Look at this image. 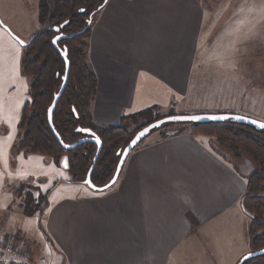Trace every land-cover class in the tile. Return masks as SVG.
Returning <instances> with one entry per match:
<instances>
[{"label":"crops","instance_id":"crops-1","mask_svg":"<svg viewBox=\"0 0 264 264\" xmlns=\"http://www.w3.org/2000/svg\"><path fill=\"white\" fill-rule=\"evenodd\" d=\"M205 14L201 0H108L88 39V60L98 78L94 122L119 124L125 115L154 106L171 110L193 96ZM19 31L24 40L35 33ZM23 49L1 25L2 133L20 120V108L30 99L29 92L21 98L15 82ZM24 82L29 88V78ZM160 134L130 152L118 180L104 191L82 188L66 176L72 194L53 202L50 191L48 206L33 216L18 203L14 209L16 198H8L0 226L17 234L10 242L34 257L44 255L49 264H239L252 250V216L243 204L247 176L207 136ZM10 151L0 152L4 178L23 171L31 157L18 152L15 168ZM26 177L19 179L35 178L49 190L47 178ZM14 217L21 222L9 228ZM33 225L36 233H30Z\"/></svg>","mask_w":264,"mask_h":264},{"label":"trees","instance_id":"trees-1","mask_svg":"<svg viewBox=\"0 0 264 264\" xmlns=\"http://www.w3.org/2000/svg\"><path fill=\"white\" fill-rule=\"evenodd\" d=\"M108 0H40L39 21L44 26L24 46L22 70L30 80L29 96L23 107L19 122V138L12 155L18 152L38 154L60 166L61 159L68 157L71 183L85 184L88 172L94 164L97 144L85 142L74 149H66L56 138L48 121V108L60 90L66 64L52 44L59 33L68 35L59 41L61 48L68 50L71 62L66 88L53 114V122L65 143H74L86 135L78 128L94 130L103 142L102 151L95 164L91 179L97 186H104L114 176L123 149L143 127L160 119L154 114L155 107L146 108L122 117L119 124L99 125L94 122L91 104L97 92L98 78L88 60V39L96 15ZM67 22V23H66ZM83 31L82 33H79ZM173 114V113H170ZM170 125L165 124L162 128ZM161 128V129H162ZM169 129V128H167ZM190 132L214 139L216 150L228 153L231 161L241 164L248 160L253 170L247 176L243 204L251 214V252L264 250V130L232 120L204 123H185L172 131L162 130V135ZM236 163V162H235ZM240 168V167H239ZM59 181L54 185H58ZM86 185V184H85ZM51 189L46 193V206ZM15 195L19 191H14ZM21 209L26 216L42 213V207L32 196L22 201ZM241 264H264V253L250 257Z\"/></svg>","mask_w":264,"mask_h":264},{"label":"rangeland","instance_id":"rangeland-1","mask_svg":"<svg viewBox=\"0 0 264 264\" xmlns=\"http://www.w3.org/2000/svg\"><path fill=\"white\" fill-rule=\"evenodd\" d=\"M201 1L206 14L195 70V73L197 72L194 79L195 94L182 99L171 110L154 106V114L159 113L165 117L180 114L236 113L264 121V0ZM39 2V0H0V19L4 24L9 25L16 35H19L20 28L25 27L29 28V32L33 34L44 26L38 18ZM21 34L25 37L30 35ZM21 38L23 39V37ZM23 55L24 49L18 64L19 73L15 79L18 87L20 86L19 93L21 89V98L22 95L25 96L29 92V88L25 86V75L22 70ZM17 57L18 55L15 56V59ZM1 71L0 80L4 74ZM7 81L6 86L8 85ZM23 107L20 108V115H22ZM169 112L173 114H169ZM4 115L8 116L7 113ZM19 122L20 120L16 124H9L6 132L0 131V152L3 149L4 152H9L11 149L8 160L10 166L15 168L18 164V158L16 159L18 153L13 156L12 151L19 138ZM182 124L185 123H170L162 129L154 130L136 148L152 136L159 137L162 130L178 128ZM29 156H31L29 164L24 165L23 171H17L13 175L6 174L5 178L0 173V208L9 201L10 197L12 200L16 198L15 205H12L16 209L18 204L32 196L43 211L45 210L47 207L45 198L48 190L43 187V182L35 178L19 179L22 176L47 178L48 182L46 183H48L47 187L51 189L50 198L53 202L62 198L63 195L72 194V190L74 191L69 187L71 183L66 184L63 180L66 176L71 179L69 170L64 168L63 171L59 166L56 169L49 159L44 158L43 160L41 155L32 153ZM234 162L238 168L240 161L235 160ZM57 181L59 184L56 186L54 184ZM83 185L89 189L85 184L81 185L82 188H84ZM16 190L19 191L17 195L14 193ZM20 222V219L17 220L14 217L7 222V226L16 228V224ZM3 223L4 218H1L0 225ZM32 228L34 231L30 230V233H36V227ZM7 231L0 226V241H11L17 235L12 232L6 233ZM42 256L44 255L36 257Z\"/></svg>","mask_w":264,"mask_h":264},{"label":"water","instance_id":"water-1","mask_svg":"<svg viewBox=\"0 0 264 264\" xmlns=\"http://www.w3.org/2000/svg\"><path fill=\"white\" fill-rule=\"evenodd\" d=\"M0 24L22 46H26L30 43V40H24L21 37H19L18 35H16L10 29L9 26H7L6 24H4L2 22L1 19H0ZM54 30L56 32H58V34L53 38L52 44H53L54 48L57 49L58 52L60 53V55L63 57L65 64H66V70H65V74L63 76V83L60 87V90L55 94L54 99L48 108V121H49V125H50L52 131L54 132L56 138L60 141V143L66 149H69V150L74 149L75 147H77V146H79L85 142H94L97 144V152H96V155L94 157V164L91 166V168L88 172L86 183H85L92 190L104 191V190L110 188L112 185H114V183L118 180V178L120 176V173L123 169V166L127 160L128 155L130 154V152L132 150H134L136 148V146L139 143H141L147 136H149L154 130L162 128L165 124H168V123H204V122H211V121L219 122V121H225V120H232L235 122H240V123H244V124L254 126L257 130H264V127L261 126V125H264V121L250 117V116H246V115H242V114H236V113H199V114H180V115L165 116L163 118H160V119L148 124L147 126L143 127L142 129H140L134 135V137L129 141V143L123 149L118 151V155H120V159H119V162L117 164L113 178L104 186H97L93 183L91 176H92V172L94 170L95 164L98 160V157L102 151L103 142H102L101 138L98 136V134L94 130H92L90 128H78V130L83 132L86 136L81 138L77 142L68 144V143H65L61 139L58 131L56 130V128L54 126V122H53L54 110H55L56 105H57L58 101L60 100V98H61V96H62V94L66 88V85L68 83L70 67H71V62L68 58L67 48L63 49L59 45V41L61 39L69 37V36L65 35L63 33H59V31H60L59 26L54 27ZM82 32L83 31H81L79 33H82ZM192 117H198V119H192ZM223 153L226 156H228L229 158H231V156L228 153H225L224 151H223ZM60 165H61V167L65 168V169H69V161H68L67 156H64L61 159ZM239 167L245 176H248L249 174H251V172L253 170V166L248 160H244V162L239 164ZM263 253H264V250H260V251H256V252H250L243 257V259L240 261L239 264H241L244 260H246L250 257L257 256V255H260Z\"/></svg>","mask_w":264,"mask_h":264},{"label":"built area","instance_id":"built-area-1","mask_svg":"<svg viewBox=\"0 0 264 264\" xmlns=\"http://www.w3.org/2000/svg\"><path fill=\"white\" fill-rule=\"evenodd\" d=\"M47 257H34L31 250L10 241H0V264H49Z\"/></svg>","mask_w":264,"mask_h":264},{"label":"snow or ice","instance_id":"snow-or-ice-1","mask_svg":"<svg viewBox=\"0 0 264 264\" xmlns=\"http://www.w3.org/2000/svg\"><path fill=\"white\" fill-rule=\"evenodd\" d=\"M67 23V22H66ZM215 118V117H214ZM192 119H198V117H192ZM262 127H264V125H261Z\"/></svg>","mask_w":264,"mask_h":264}]
</instances>
